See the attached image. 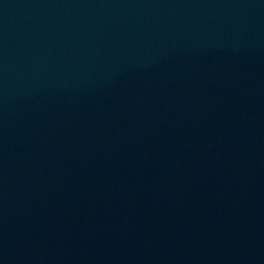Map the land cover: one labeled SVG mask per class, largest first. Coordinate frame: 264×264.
I'll return each instance as SVG.
<instances>
[{
    "label": "water",
    "instance_id": "95a60500",
    "mask_svg": "<svg viewBox=\"0 0 264 264\" xmlns=\"http://www.w3.org/2000/svg\"><path fill=\"white\" fill-rule=\"evenodd\" d=\"M0 264H264V0H0Z\"/></svg>",
    "mask_w": 264,
    "mask_h": 264
}]
</instances>
